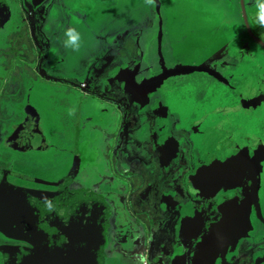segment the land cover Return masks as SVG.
I'll use <instances>...</instances> for the list:
<instances>
[{"label": "rangeland", "instance_id": "obj_1", "mask_svg": "<svg viewBox=\"0 0 264 264\" xmlns=\"http://www.w3.org/2000/svg\"><path fill=\"white\" fill-rule=\"evenodd\" d=\"M42 1L47 5L50 3V0H36L37 3ZM51 1L46 28H52L54 37H50L51 44L45 52V57L48 64L51 62L53 75L58 77V80L51 82L44 78L39 79L33 87L30 83L32 81L25 80L24 89L32 88L21 100L27 114H35L33 105L39 109L38 119L35 118L34 124H38L43 130L41 137L46 148L44 154L34 155L35 162H41L47 168L54 166L47 171L51 176L50 181L55 178L63 180L68 176L69 173L65 174L64 167L72 163L71 153L77 151L74 145L69 143L73 138V123H76L78 118L76 111L75 115L64 111L68 106L60 110V113L52 111L57 102H67L73 107V103L81 96L72 91L69 95H64L68 94L66 89H70L64 80L59 78L80 77L84 75V71L94 72L99 66L104 68L105 62L114 63L116 66L110 70L108 76H111L116 85V95L127 104L129 101L128 105L138 110V127L131 128L126 133V143L122 151L145 166H156V172L160 171L165 177L173 179V182L163 181L160 209L174 214V221H191L196 224L195 217L189 215L187 210L179 211L174 201L175 194L180 195L179 188L174 184L184 175L186 164L173 175H168L169 165H165L163 160L165 153L155 157V152L160 154L159 149L172 142L178 149L177 139L181 137L184 140L183 147L189 149L186 143L189 141L193 147H198L204 156L211 157L212 162H221L233 156L240 158L231 169L202 173L201 170L211 164L208 162L182 179H187L188 186H197L193 184V178L197 173H201L196 181L199 188L214 184L217 192L227 199L224 206L229 205L227 208H221L223 219L235 225L232 229L235 235L227 245H219L218 240L215 245L213 240L204 250L195 248L190 257L194 264H210V260L211 264H235L240 255L246 252L249 253V260L254 263L260 254H264V230L257 222L247 197L243 200L239 197L248 192L251 184L258 185L257 199L260 200L264 216V56L261 55L260 48L253 43L242 42L241 46L237 41L241 38V21L236 17V0ZM246 2L249 3L252 13L248 17L251 28L258 32L264 31V26L254 22V0ZM69 26L81 34V48L77 52L71 47L65 49L61 43L62 33ZM116 34L120 36L122 45L120 42L119 45L114 44ZM131 40H134L135 50L131 47ZM109 45L123 50L118 60L111 59L108 55L106 57L105 51ZM159 56L168 69L176 66L194 68L187 75L179 76L189 78L188 84L177 91L158 89L154 77L161 73ZM217 56L219 60L206 67L210 62L217 60ZM2 60L0 49V64ZM4 76L0 65V81ZM126 83L135 85L131 94L125 90ZM125 91L130 96H126ZM69 96H73V100L68 98ZM14 104L9 96H0V111H4L5 118H11L12 112H15L17 105L15 104V107ZM26 119L31 120V117ZM1 122L0 120V124ZM100 124L99 122L101 128ZM181 131L186 134V138L180 134ZM91 134L88 129L81 140L91 138ZM48 142L52 146L51 149H47ZM168 147L166 151H169ZM197 151L198 149H195V152ZM28 157L30 159L31 155ZM248 160L253 163L247 164L245 161ZM181 162L183 159L178 160V163ZM103 163H106L105 159ZM19 166L24 172L32 173L25 162L20 160L15 168L18 169ZM62 168L65 170L61 171ZM151 171L153 170H148L150 176L156 173ZM57 172L58 177L53 178ZM150 176L147 177L149 184ZM157 180H162L161 175ZM150 187L146 185L147 195L153 192L156 194L160 189L158 184L151 191ZM152 209H156L155 205ZM180 224L176 223V232H192V224L183 231L179 228ZM115 227L119 229L120 225ZM116 234L119 238L123 237V234L125 236L123 231ZM180 237L176 241L179 244L183 241ZM162 240L160 249H170V241L166 243V239Z\"/></svg>", "mask_w": 264, "mask_h": 264}, {"label": "flooded vegetation", "instance_id": "obj_2", "mask_svg": "<svg viewBox=\"0 0 264 264\" xmlns=\"http://www.w3.org/2000/svg\"><path fill=\"white\" fill-rule=\"evenodd\" d=\"M4 2L9 8L10 17L0 30V49L3 55L0 65L5 73L0 81V96L2 98L5 95L9 96L17 105L16 107L14 104L17 110L12 112L13 115L9 119L5 118L4 111H0L2 121L0 124V190H7L10 197H12L11 194H16L11 192L14 190L19 191L21 195L24 193L27 197L36 196L37 200L55 195L89 200L102 212L106 222L103 264H138L137 257L141 256L144 258V264H194L190 257L195 248L204 250L213 240L215 245L216 240L219 241V245L223 243L227 245L231 242L235 235L232 231L235 225L233 222L230 224L229 221H225L221 212V208L225 207L226 197L217 192L214 184L199 188L193 185L188 186L187 179L182 180L187 174H193L196 169L208 162L212 163L211 157L204 156L202 151L198 147H193L189 141L186 142L189 149H186L182 145L184 140L181 137L177 139L178 149L172 142L168 143L169 147L162 148L164 151L158 153L159 155L156 152L154 154L158 157L165 153L163 160L165 165H169L168 175H173L186 164L184 175L174 184L180 190V195L175 194L174 201L179 211L187 210L189 215L195 217L196 224L192 222V232L181 234L176 232V223L180 224L183 221H174V214L160 209V200L163 195L161 191L164 190L163 181L173 182V179L165 177L160 171L156 172L157 170H154L156 166L151 168L145 166L122 151L126 143V133L131 128L138 127V110L130 107L129 101L128 105L124 99L121 100L116 95L114 89L116 85L111 76H108L110 70L116 66L114 63L105 62L104 68L99 66L94 72L84 71V75L80 77L59 78L61 81L64 80L63 82L70 89H66L68 94L64 95H69L72 91L81 96L73 103V107L67 102H57L52 111L60 113L65 106L68 107L64 111L71 112V115H75L76 111L78 121L73 123V138L69 144L74 145L77 151L71 153L73 161L64 167L66 170L61 169V171L65 170V174L69 173L68 176L60 180L55 178L59 175L57 172L52 176L55 179L50 181L51 176L47 171L54 166L44 167L41 162H35L33 158L34 155L44 154L46 148L45 141L41 137L44 134L43 130L38 127V124H34L35 118L38 119L39 109L36 105H31L35 109V114L30 113L33 117L24 110L21 100L35 85L36 80L44 78L46 81L53 82L58 78L53 75L52 64L51 62L48 64L45 57V52L51 44L50 37H54L52 28H46L50 8L48 6H51L52 1L50 0L48 5L44 2L43 6L36 0H4ZM236 5V17L241 21L239 35L241 38L237 41L241 46L242 42L253 43L260 48L261 55L264 56V31L258 32L251 28L248 21V17L252 15L249 3L246 0H236ZM3 10L0 11V17H3ZM147 20L149 21V18ZM116 36L114 44L119 45L121 38L117 34ZM130 44L135 50L134 40H131ZM120 45H122L121 42ZM105 52L106 57L108 55L111 59L118 60L123 50L114 48L112 45ZM21 67L23 68L20 69ZM23 69H25L24 72ZM25 80L32 81L30 82L32 87H27V90L24 89ZM188 80L189 78L186 77L169 78L163 83V87L166 90L177 91L188 84ZM125 95L130 96L126 91ZM68 98L73 100V96ZM40 112L43 113L41 110ZM30 117L31 120L26 119ZM168 120L173 121L169 117ZM99 122L101 128L98 125ZM88 129L92 137L82 141ZM180 134L186 138L184 132L181 131ZM48 143L47 149H51L52 146ZM167 147L170 153L166 151ZM195 149L198 151L195 152ZM27 155H31V158L29 159ZM24 157H27V161L23 159ZM98 159L99 163H97ZM103 159L106 163H103ZM180 159H183V162L178 163ZM20 160L25 162L32 173L24 172L20 166L18 169L15 168ZM157 161L160 162L158 159ZM33 168L45 175L38 174ZM150 169L156 173L148 175ZM160 175L162 180L158 181ZM148 176L151 177L152 185L149 184ZM156 184L160 186L158 193L153 192L147 195L146 185L151 186V191ZM241 195L239 198L243 200L247 197V192ZM258 196L259 190L257 198ZM258 201L260 203L259 199ZM154 205L156 209H152ZM92 223L97 226L95 221ZM119 225L122 229L115 227ZM262 229L264 230L263 227ZM121 231L125 233V236L123 234V237L119 238L116 232ZM179 236L183 239L181 244L176 242ZM162 239H166V243L170 241V249H160V244H163ZM43 254L40 255L37 249L35 251V248L29 244L12 240L0 232V264H38L37 261L45 257ZM248 254L246 252L240 255V259L235 264H264V254H260L254 263L249 260ZM117 260L119 262H116Z\"/></svg>", "mask_w": 264, "mask_h": 264}, {"label": "water", "instance_id": "obj_3", "mask_svg": "<svg viewBox=\"0 0 264 264\" xmlns=\"http://www.w3.org/2000/svg\"><path fill=\"white\" fill-rule=\"evenodd\" d=\"M43 5L42 1L41 6ZM1 10L4 14L0 17V30L10 17L9 8L4 0H0ZM242 11L244 13L243 9ZM218 60L219 56L206 67L212 66ZM159 64L161 73L154 77L158 89L164 88L163 83L167 79L187 75L194 70L184 66L168 69L160 56ZM200 68L203 72V66ZM0 192L3 193L0 197V232L12 240L29 244L35 251L37 249L40 255L44 253L45 257H41V260L37 261L38 264H103L106 222L102 212L89 200L55 195L46 199L38 198L40 199L38 202L36 196L27 197L24 193L21 195L19 191L11 190L16 193L11 194L12 197L8 196L5 189ZM257 194L258 185L251 184L247 192V201L257 222L264 228V217ZM93 221L97 226L92 223Z\"/></svg>", "mask_w": 264, "mask_h": 264}, {"label": "clouds", "instance_id": "obj_4", "mask_svg": "<svg viewBox=\"0 0 264 264\" xmlns=\"http://www.w3.org/2000/svg\"><path fill=\"white\" fill-rule=\"evenodd\" d=\"M254 7L256 9L254 15V22L260 26H264V0H254ZM61 43L65 49L71 47L74 52L81 48V34L75 28L66 27L62 33ZM138 264H144V258L137 257Z\"/></svg>", "mask_w": 264, "mask_h": 264}, {"label": "snow or ice", "instance_id": "obj_5", "mask_svg": "<svg viewBox=\"0 0 264 264\" xmlns=\"http://www.w3.org/2000/svg\"><path fill=\"white\" fill-rule=\"evenodd\" d=\"M125 87V90L129 91L130 94L132 93V91L135 89V85L134 84H129V83H126L124 85ZM159 151L163 152V149H159ZM240 158L238 156H233L231 159H228V158H225L223 161L221 162H212L208 168H204L201 170L202 173H208V172H211L213 170H216L218 172L220 171H224V170H228V169H231L233 168V166L236 164V162L239 160ZM247 164H252L253 161L251 160H248V161H245ZM201 173H197V176L193 178V184L195 183L197 186L196 187H199V184H197V180L199 179ZM239 182V181H237ZM219 186V185H217ZM3 193L0 192V197H2ZM229 207V205H225V208ZM192 224L191 221H187V222H182L180 225H179V228L181 231H183L184 229L188 228L190 225ZM210 264H211V260H210Z\"/></svg>", "mask_w": 264, "mask_h": 264}]
</instances>
